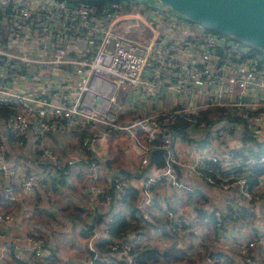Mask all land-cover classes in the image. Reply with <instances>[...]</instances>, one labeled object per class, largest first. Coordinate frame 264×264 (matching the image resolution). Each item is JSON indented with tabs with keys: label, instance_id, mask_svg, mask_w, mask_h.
<instances>
[{
	"label": "built area",
	"instance_id": "1",
	"mask_svg": "<svg viewBox=\"0 0 264 264\" xmlns=\"http://www.w3.org/2000/svg\"><path fill=\"white\" fill-rule=\"evenodd\" d=\"M142 26L151 32L148 43L139 38ZM176 30L183 34L174 37ZM169 94L170 107L157 108ZM207 109L238 119L208 123L201 115ZM181 117L189 122L187 138L173 130ZM118 133L128 136L140 159L142 213L158 223L115 241L109 224L114 214L130 213L131 201L122 197L132 183L123 173L112 185L102 183L109 161L103 148ZM235 134L241 145L231 149ZM53 135L69 141L83 136V153L60 157ZM9 142L49 164L25 176L27 193L47 190L74 168L85 170L92 201L101 196L102 204L110 203L111 190L117 193L113 212L87 231L85 264H99V245L107 241L106 264H141L137 250L159 253L158 262L146 258L145 264H255V252L257 264H264L263 50L208 31L153 0H0V177L16 179L19 169L6 159ZM183 146L194 159L184 157ZM160 147L165 167L154 173L150 153ZM257 170L263 173L255 184ZM180 171L226 194V209L197 201L202 206L188 210L184 196L199 192ZM167 186L174 193L169 199L160 196ZM1 199L14 203L17 197L7 187ZM0 221L10 223L13 215L0 212ZM29 242L42 259L44 239L31 236ZM165 252L183 258L170 260Z\"/></svg>",
	"mask_w": 264,
	"mask_h": 264
},
{
	"label": "crops",
	"instance_id": "2",
	"mask_svg": "<svg viewBox=\"0 0 264 264\" xmlns=\"http://www.w3.org/2000/svg\"><path fill=\"white\" fill-rule=\"evenodd\" d=\"M182 34V30H176L174 37ZM173 101L172 95H165L156 106L157 108L170 107ZM82 139L83 136L75 141H69L53 135L52 143L60 157L70 158L83 153ZM240 145V134H235L227 143L231 149H236ZM182 150L185 152L184 157L194 159L195 152L192 149L189 150L187 146H183ZM103 151L107 154L109 161L108 170L102 176V183L112 185V178L125 172L123 174L132 179L130 187L138 189L141 196L138 182L142 177L140 159L131 147L128 136L125 133L112 134L109 147L103 148ZM34 156L32 149L20 152L14 148L12 142H9L7 163L9 166L17 167L19 175L16 179L8 176L0 177V212L13 215V221L10 223L0 221V256H4L2 264H85L88 254L87 231L98 218L105 221L106 217L113 212L118 201V198L115 199L113 196L115 197L117 193L111 190L110 203L102 204L101 196H95V201H92L85 191L84 186L87 180L85 170L81 168H74L60 180H52L47 190L27 193L21 186L25 176L31 171L43 170L49 166L48 163L35 160ZM153 169L154 173L163 170H157L155 165ZM180 172L186 184L193 186L195 191L199 192L193 197L192 195L184 196L183 203L188 206V210L193 207L200 208L202 204L199 202L210 210L224 211L226 209V194L212 189L209 192L203 191L200 189L201 184L189 178L187 173ZM7 187H11L17 197L14 203L2 202L1 192ZM259 187L264 190V178L261 179ZM173 195V189L169 186L160 192V196L168 199ZM198 197H202L203 201ZM234 198L238 199V197ZM139 203L142 211L141 197ZM90 204H94V207ZM130 209L131 205L129 211ZM141 230L147 232L150 228L134 230L131 233H138ZM31 236L42 237L45 241L42 259L34 254L29 242ZM108 254L101 252L99 264H106L105 259ZM112 257L119 260L120 255ZM255 258V264H257L259 262L258 252H255Z\"/></svg>",
	"mask_w": 264,
	"mask_h": 264
},
{
	"label": "water",
	"instance_id": "3",
	"mask_svg": "<svg viewBox=\"0 0 264 264\" xmlns=\"http://www.w3.org/2000/svg\"><path fill=\"white\" fill-rule=\"evenodd\" d=\"M206 29L264 51V0H153ZM210 191V187L202 185Z\"/></svg>",
	"mask_w": 264,
	"mask_h": 264
},
{
	"label": "trees",
	"instance_id": "4",
	"mask_svg": "<svg viewBox=\"0 0 264 264\" xmlns=\"http://www.w3.org/2000/svg\"><path fill=\"white\" fill-rule=\"evenodd\" d=\"M208 30V29H207ZM210 31V30H208ZM201 115H203L204 120H206L208 123H212V118L216 117H225V118H231V119H238V117H233L230 115H224V110L222 109H207L205 110ZM177 123L173 126V130L178 136H181L183 138H187L188 132V126L189 122L185 120L184 118H178L176 121ZM161 138L158 141L159 145H162L160 143ZM165 154L166 150L163 149V147H160L158 149H154L150 153V161L152 165H155L157 170L158 169H163L165 167ZM8 155V153H7ZM6 155V156H7ZM125 173V172H123ZM263 173V170H257L252 177V180L255 184L258 183V176ZM115 193V192H114ZM116 194V193H115ZM113 198L117 199V194ZM125 201L128 202V199H130L131 203V209L130 213L128 215L123 214V213H116L114 214V220L109 224L110 231L109 235L110 237L117 241L122 239V237L129 232H132L134 230H139V229H146L148 230L150 227H152L154 224H157L158 221H153L150 223L149 219H146V217L143 215L141 208H140V195L138 189L134 187H130L126 191V195L122 197ZM118 200V199H117ZM104 219L98 218L96 221L97 224L102 223ZM109 242H103L102 244L99 245V249L102 253H107L108 252V246ZM138 253V259L141 264H145L146 260L144 259H149L152 260L153 262H158L159 260V253L154 251H136ZM164 257H168L170 260H181L183 258L182 254L175 255L170 252H165Z\"/></svg>",
	"mask_w": 264,
	"mask_h": 264
},
{
	"label": "rangeland",
	"instance_id": "5",
	"mask_svg": "<svg viewBox=\"0 0 264 264\" xmlns=\"http://www.w3.org/2000/svg\"><path fill=\"white\" fill-rule=\"evenodd\" d=\"M142 28H143V32L139 35V38L144 43H148V41L151 38V32L148 30L146 26H142Z\"/></svg>",
	"mask_w": 264,
	"mask_h": 264
}]
</instances>
